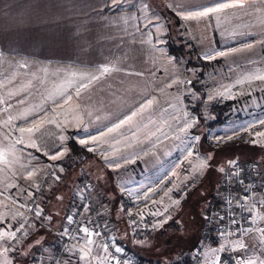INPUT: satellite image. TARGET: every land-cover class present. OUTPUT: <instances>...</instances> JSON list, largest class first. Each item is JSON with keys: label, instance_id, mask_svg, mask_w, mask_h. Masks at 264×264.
<instances>
[{"label": "rangeland", "instance_id": "1", "mask_svg": "<svg viewBox=\"0 0 264 264\" xmlns=\"http://www.w3.org/2000/svg\"><path fill=\"white\" fill-rule=\"evenodd\" d=\"M224 2H231V0H224ZM169 3L171 4V0ZM176 3L187 6L188 11H197L204 7L215 6L213 0H176L170 10L178 16V34L185 40H191L202 57L207 51H228L230 53L228 56L210 60L214 62V66L205 73L202 79L205 89L203 111L206 116L208 117L206 110L208 101L232 99L233 104L227 111L228 118L224 123L213 128H202L199 133H193L190 129L187 132L180 131L186 120L195 118L194 114L186 108L183 99L188 97L190 102L194 103L199 98L190 83L187 82L194 79L198 67L187 68L185 58L167 52L165 34L168 31L169 19L165 15L166 32L163 36L165 51H158L156 68L151 72V77H147V82L157 86V117L155 118L152 114L153 104L150 109L152 113H149L150 110L144 112L135 118L132 125L125 126L120 130V133L111 134L129 137L132 143L141 139V136H145L146 141L150 138V142L155 141L156 143L157 175H154L155 177L152 175L150 179H147V184L151 186L150 190L138 192V195L142 194L138 199L142 204L138 208L139 213H142L138 215V229L140 234L145 237L146 232L159 229L153 225L158 222L164 223L167 220L162 228L155 231L157 237L152 239L147 247L149 258L154 261L165 262L172 257L173 259L177 258L176 255L183 249L188 248L190 252H193L203 247V249L209 248V250L203 254L197 264L203 262L204 264H213V261L217 259L220 264H241L242 260H247L249 257L255 259L259 264L261 260H264V245H261L259 241H257L256 250L252 251L238 248L235 241L239 239L221 242L222 239L217 238L220 242L213 244L209 241L202 242L198 237L200 230L204 227L207 201L212 194H218L222 178L220 169L225 168L229 161L235 159H253L259 161L264 168V137L255 136L257 131L264 132V125L258 123L259 120L264 119V81L248 79L251 75L264 74V23H261V20L264 19V12H256L252 7L228 9L210 17L208 22L203 20L199 22L184 21L178 14L180 9L176 7ZM255 7L264 6L257 4ZM166 8L168 7H164V11ZM246 12L249 14L246 15ZM215 16H219V19L217 20ZM247 44H251L253 47L245 48ZM158 49L160 48L158 47ZM232 49H241V51L233 52ZM170 57L175 59L170 60ZM173 79L184 81V83L167 87ZM238 81L241 82L238 83ZM219 92L224 94L218 95ZM153 93L154 89L151 88L150 94H145L144 99L153 98ZM209 94L214 98L209 99ZM131 96L133 99L126 100L124 109L119 110L121 115H129L131 111L136 110L134 104L132 106L129 104L134 102L133 100L138 95L132 94ZM130 101L132 102L128 104ZM185 113H187L186 116ZM115 122L103 127V131H106L107 127H111ZM250 125L252 127H249ZM65 127L69 126L61 128L55 141L36 142L39 145V150L28 147L30 142L24 144L0 142V152L7 151L9 162L12 164L11 167L4 166V162L0 160V193H2L0 195V217L10 215L13 219L15 216L9 229L14 231L16 225L24 217V215H17L22 212L18 207L28 205L33 198H37L40 208L43 210L40 218L48 222L47 214L55 212L54 209H57L52 217L57 215L54 221L64 218V227L68 223L66 217L72 215L77 207L87 201L91 206L88 208L89 211L84 213V222L89 223L91 220L95 223L93 220L95 218L97 222L103 223L105 233L113 236L115 235L111 228L113 223L108 218V213H110L106 197L108 190L103 187L105 185L103 179L112 184L114 178L117 184H122L121 178L124 179V174L130 175L129 170L126 171L127 168L124 167H116V163H119L121 159L115 153L114 156L107 154L106 151L109 147L107 143H102L99 146L96 143H90L87 145L88 148L94 149L97 156L83 158L82 163L81 161L77 162L78 157L70 153L67 144L72 136L68 129L72 127L68 129ZM74 128L78 130V134L83 130L81 126ZM61 135L65 137L63 145L68 151L62 159L53 161L49 157L55 151L53 144L60 145L59 137ZM171 137L180 139L182 142L178 141L179 144L175 146ZM197 137L198 139H195ZM186 138L188 140L187 152L183 144ZM253 139L260 142L250 143ZM197 142L199 143L198 147ZM13 145L16 150L15 157L9 152H13ZM87 146L84 147L87 148ZM21 149L23 151H20ZM45 152L48 153L47 156L44 155ZM189 152L193 153L191 157H188ZM101 153L113 157V159L106 161ZM130 154H133L132 151ZM180 155H183L181 163L179 162ZM32 157H36V159ZM186 157L188 158L186 159ZM128 161H131L128 163H133L131 167L134 170L139 171L140 167L134 162V158ZM205 161L206 166L200 169V164ZM172 163L171 171L170 173L167 171L169 174L165 177L162 170H166ZM107 168L113 172V178L110 173L106 172L105 175L104 170ZM33 169L37 173L35 177L31 180L26 179L28 171ZM197 169L200 170L197 171ZM130 171L137 175V172L132 169ZM56 176H59L60 179L56 180ZM33 184L39 187H32ZM86 185L90 187L85 188ZM28 193L34 195L29 199ZM145 195H147L146 200L143 198ZM84 197H87V200ZM182 198L180 206L178 204ZM174 201H178V203H173ZM135 202L138 203L136 199ZM177 208L179 209L177 210ZM166 209L167 211H165ZM157 212L162 215H154ZM30 223L36 227L35 234L42 231L43 226L36 222ZM60 227L62 228V226ZM44 230L48 231L45 228ZM28 233L29 230L26 235H17V239L10 243L0 241V246H11L17 250L18 244L21 240L23 243ZM97 239L101 244L104 243L101 237H97ZM113 240L116 243V237L113 236ZM66 255L60 264H82L84 261L81 259L83 254L74 256V258L70 253ZM7 258V254L6 257L0 255V263L4 264ZM14 258H17L16 254H14ZM86 261L93 264L95 259L89 257ZM145 262L143 263L145 264Z\"/></svg>", "mask_w": 264, "mask_h": 264}, {"label": "crops", "instance_id": "2", "mask_svg": "<svg viewBox=\"0 0 264 264\" xmlns=\"http://www.w3.org/2000/svg\"><path fill=\"white\" fill-rule=\"evenodd\" d=\"M145 3L148 4V9H144ZM173 3L172 0L171 4L169 0H122L119 6H108L107 0H0V142H16L21 138L16 129L30 127L37 120L46 122L49 119H54L63 126L68 125L69 127H65L67 129L72 127L68 130H73L72 137L78 142L85 138L83 130L78 134V130L74 128L78 127L81 116L88 126V133L98 135L95 134L98 133L97 129L103 131V127L124 116L119 110L124 109L126 100L133 99L132 94H137L138 97L128 104L132 102L129 106L134 104L136 109L146 100L144 95L150 94L151 88L154 89L153 99L157 101V86L147 82V77L150 78L151 72L156 68V49L159 47L161 52L165 51L164 43H156V28L150 26L152 44L142 45L139 40L146 37H142L135 29L143 28L147 23L144 17L149 16L160 26L159 38L163 40L166 32L164 7L172 10ZM105 66L118 70L101 75ZM139 73L143 75H138ZM93 76L100 78L93 81L88 90L81 89L82 95L79 98L75 97V90L80 84H87ZM30 84L33 87H29ZM61 92L73 95V100L64 104ZM77 104L81 106L77 107ZM53 108L55 111H52ZM156 108L157 104L154 103L153 113L149 111L155 118ZM88 112H91V116L87 115ZM9 116L13 119L11 124L6 125ZM97 116L101 119L97 120ZM65 121L68 123L64 124ZM60 131L61 128H56L54 124H46L32 139L36 142L55 141ZM23 139L31 142L28 133L23 134ZM107 139V154L114 156L115 153L121 159V167L127 168L126 171L129 170L130 174H124L122 184H117L113 172L108 168L104 170L105 175L106 172L110 173L113 178L112 184L103 179V187L108 190L107 193L104 192L116 243L114 240L108 243L109 250L105 253L98 247L101 243L96 236L91 237L94 243L89 245L88 238L81 234L78 236L79 244L68 254L74 258L83 254L80 248H86L92 250L93 256H100L93 264H117V261L118 264H138L139 257L145 258V264H167L174 260L173 257L165 262L154 261L147 253L149 242L157 237L155 231L162 228L167 220L159 229L146 232L145 237L140 234L137 222V213L140 211L138 208L142 206L138 201L142 194L138 195V192L150 190L147 179L157 175L156 143L150 142V138L146 141L145 136L134 143L129 137L116 135H110ZM172 140L175 146L181 141L174 138ZM187 142V138L184 139L186 152ZM131 151L133 154H130ZM92 152L97 156L95 151ZM182 156H179L180 163L183 161ZM133 158L140 167L139 171L131 167L133 163H128ZM259 164L264 174V168L260 162ZM9 166L12 164L9 163ZM172 166L173 163L162 170L165 177ZM130 169L137 172V175ZM182 200L183 198L178 205L181 206ZM55 212L47 214L48 222L61 228L64 218L54 221L57 215L52 217V214ZM133 220L136 221L135 224L132 223ZM12 221L10 215L4 216L0 220V229L9 230ZM81 221L87 224L84 217ZM27 230L29 233L23 243L21 240L16 251L7 253L8 258L4 264L50 263L53 253L58 249L57 238L43 227L40 233L35 234L36 227L31 223L26 225V234ZM198 238L201 239L200 233ZM117 247L122 251L115 252ZM208 250L206 248L204 254ZM183 251H188L192 256L196 252H190L188 248ZM14 254L17 258H14ZM178 255L179 253L177 258ZM105 256L107 259H104ZM113 256H116V260L112 259ZM82 264L89 263L84 260Z\"/></svg>", "mask_w": 264, "mask_h": 264}, {"label": "snow or ice", "instance_id": "3", "mask_svg": "<svg viewBox=\"0 0 264 264\" xmlns=\"http://www.w3.org/2000/svg\"><path fill=\"white\" fill-rule=\"evenodd\" d=\"M176 2V0H174V3ZM122 3V0H107V5L111 6V5H116L119 6ZM213 3L215 4V6L212 7H204L202 8V10H197V11H188L187 10V6L176 3V7L180 9L179 11V15L181 17L182 20L184 21H205L208 22L209 18L214 16L217 13H221L224 12L225 10L228 9H245L247 7H252L254 11L256 12H264V7H260L257 8L255 7L257 4L264 6V0H231V2H224V0H213ZM144 9H148L149 6L147 3H145L143 5ZM246 15H248L249 13H245ZM154 15V14H153ZM147 20V23L144 24L143 28L137 27L135 30L136 32H139L141 34L142 37H146L145 39H141L139 40L140 44H152V40H153V35L152 32L150 30V26H152L153 28H156V43L160 44V43H164L163 40H161L159 37L161 35V30H160V26L158 25V23L156 21H154L151 17L149 16H145L144 17ZM215 18L218 20L219 16H215ZM133 19H135L133 17ZM261 23H264V19L261 20ZM147 30V31H146ZM153 47H155L153 45ZM253 45L251 44H247L245 45V48H252ZM157 51H162V49H156ZM233 52L236 51H241V49H232ZM230 53L228 51H207L204 53L203 55V59L205 60H215L217 59V57H224V56H228ZM170 60L175 59V58H169ZM26 66V65H25ZM113 70H118V69H114L112 67H108L105 66L102 68L101 70V75L104 74H110ZM138 75H143L142 73H139ZM100 77L97 76H93L89 82L87 84H80L79 88H77L75 90V97L79 98L82 95L81 89L83 90H88L89 86L93 83V81L99 80ZM249 80H260V81H264V74H259V75H251L249 78ZM188 83H191V81H187ZM241 81H238V83H240ZM184 83V81H180L177 79H173L171 81L170 84L167 85V87H172V85L174 84H182ZM29 87H33V85H29ZM218 95H223L224 93L219 92L217 93ZM60 96L63 97V103L67 104L69 101L73 100V95H67L64 92L60 93ZM214 97L209 94V99H213ZM89 99H91V97H89ZM154 103H158L157 101H155L153 98H148L147 100H145L142 104L139 105V107L136 110L131 111V113L129 115H125L122 119H120L118 122H115L111 125V127H107L106 131H100L99 129H97L98 131V135H91L88 133V126L87 124H84L83 122V117L81 116L79 118V124L77 125L78 127L80 125H83V131L85 132V138L80 139L78 141L79 144L87 146L90 143H96L97 146H99L102 143H108V139L107 137H109L111 134L114 133H120V130L122 128H124L125 126H130L134 123L135 118L138 116H141L144 112L150 110L153 106ZM58 107L61 105H57ZM80 104H77V107H80ZM6 111V109H5ZM52 111H55V108L52 109ZM87 115L91 116V112H88ZM185 116L187 115V113L184 114ZM12 117L9 116L8 120L5 122L6 125L11 124L12 121ZM26 120V118H24ZM97 120H100L101 118L99 116L96 117ZM68 121H65L64 124H67ZM258 123L260 125H264V119H261L258 121ZM46 124H54L56 126V128H62L63 125H61L60 123H57L56 120L54 119H49L46 122L41 121V120H37L36 122L32 123L30 127L24 128V127H19L18 129H16V131H18L21 134V138L19 140L16 141V143L19 144H24L25 141L23 139V134L24 133H28L29 134V140L31 141L27 146L37 149L39 150V145L36 143V141L34 139H32V136L35 133H40L41 130L43 128H45ZM195 126V118H192L191 120H186L184 126L180 129V131L182 132H187L189 129L193 128ZM249 127H252L251 125ZM153 135H155V133H153ZM255 136L256 137H264V132L261 131H257L255 132ZM179 138V137H177ZM7 139V137H6ZM195 139H198L195 138ZM229 139H231V137H229ZM60 140V145H55L53 144V147L55 148L54 154H52L49 159L55 161V160H59L62 159L66 154H67V148L66 146L63 145V141L65 140V137L63 135H61L59 137ZM260 141L258 140H251L250 143L256 144L259 143ZM94 149L92 148H88V151H93ZM20 151H23L22 149ZM16 154V150H15V145H13V152L12 155L15 157ZM44 155H48L47 152L44 153ZM102 157L104 160L108 161V160H112L113 157H110L108 155H105L104 153H101ZM193 155V153L189 152L188 153V157H191ZM29 156H31V154H29ZM186 157V159L188 158ZM33 159H36V157H32ZM0 160H2L6 165H9V158L8 155L5 152H0ZM127 161H125L126 163ZM236 164L237 162L235 160L233 161H229L228 165V171L225 174V179L226 180H231L233 177H238L239 176V171L238 170H234L236 169ZM122 165L120 163H116V167H121ZM206 166V161L200 164V169H202L203 167ZM200 169H197V171H199ZM61 171H63V169H60ZM221 172H225L224 168L220 169ZM37 173L35 172V169H33L32 171H28L27 173V177L26 179H33L35 177ZM173 175H176L175 173H173ZM56 180H59L60 177L56 176L55 177ZM237 183L243 185V181L238 180ZM11 186H15V185H11ZM32 187L38 188V185L33 184ZM90 186L86 185L85 188H88ZM242 191L244 193H246L243 196H232V198H228L225 197V203L227 205H229V207H231L233 200H235V204H236V208H238L240 210V217L239 219L236 218V209H232V218H230L227 221V225L229 226H236L233 230L232 233L233 235H235L236 233L240 234V239L238 241H235V243L237 244L238 248H240L241 250L243 249H249L252 251L256 250L257 247V241L260 242L261 245H264V227H244L241 228L239 225H241L242 223H248L249 221H251L252 223H255V221L257 220H261L264 221V214H261L260 216H252V213L254 211H256V203L262 204L264 205V187H262L260 190L258 191H254L252 190V185L249 183L247 185H243L242 187ZM21 192L23 193V190H21ZM0 195H2V193H0ZM34 194L33 193H28V198L30 199ZM131 195V193H130ZM231 195V194H230ZM145 200L147 199V195H145L143 197ZM58 199H62V198H58ZM252 201H255V203H253ZM162 202V201H161ZM153 203H156V201H153ZM173 203H178V201H174ZM22 207H27V205H22ZM42 209L39 207V205H36V209L34 211V215L35 216H40L42 214ZM85 212H88L89 209L87 207L84 208ZM167 211V209L165 210ZM80 213L78 212L77 215H79ZM131 215V213H129ZM142 213H137V215H141ZM17 215L19 216H23L24 213L19 212L17 213ZM154 215H162V213H154ZM0 219H3V217H0ZM13 219H15V216H13ZM50 219V217H49ZM86 219V217H85ZM220 220H223V217H219ZM66 220L68 221L69 225H72L73 223L76 224V227L72 229V232H68L66 231L65 234L66 235H70L72 236L73 239H76L78 236H80L81 234L84 237H87V243L93 244L94 241L91 239L92 236H97V237H104V234L99 230L100 226L96 225L94 222H89L87 224L83 223V221H74L73 216L69 215L66 217ZM133 224L136 223L135 220L132 221ZM162 226L161 222H158L156 225H153V227H159ZM11 227V225H9V228ZM25 227L24 223H20L19 227L16 228L15 231H10V230H4V229H0V241H12L17 239V232H20L21 230H23ZM228 233V228L226 226V228L219 233V235L224 236ZM259 235H256V234ZM19 242V241H17ZM100 249H102L105 253L108 252L109 250V244L107 242L101 244L98 246ZM76 245H72V247L69 249V251L75 250ZM15 249L11 246L8 247H2L0 246V255H5L10 251H14ZM122 249L117 247L115 248V252L119 253L121 252ZM213 252L215 251L214 249L212 250ZM80 252L83 253L81 259L83 260H88L89 257H92L93 259H100V256L97 254L95 256H93L92 250L91 249H87L86 248H80ZM104 259H107V256L104 257ZM113 260H116V257L113 256L112 257ZM118 264V261H117ZM213 264H220V261L214 260ZM241 264H257V261L255 259L252 258H248L247 260H242ZM259 264H264V260H261L259 262Z\"/></svg>", "mask_w": 264, "mask_h": 264}, {"label": "built area", "instance_id": "4", "mask_svg": "<svg viewBox=\"0 0 264 264\" xmlns=\"http://www.w3.org/2000/svg\"><path fill=\"white\" fill-rule=\"evenodd\" d=\"M237 162L236 169L239 171L238 177H233L231 180L225 179V174L228 171L229 165L225 168V172H222V178H221V184H220V190L218 192V201L219 205L218 207L210 206L205 214H204V226L206 230L213 235L217 236L218 238H221V242L230 241V240H238L240 239V234L236 233L235 235L231 234L232 230L236 226H229L227 225V221L232 218V209H236V218L239 219L241 213L238 208H236L235 200H233V203L231 207L225 203V197L232 198V196H243L246 193L242 191L243 185L251 184L252 190L258 191L262 187H264V174L262 173V168L259 164V161L253 160V159H235ZM243 181V185L237 183V181ZM231 194V195H230ZM85 200H87V197H84ZM255 203V201H252ZM39 205V200L37 198H33L27 207H18L22 210L24 213V217L20 223H24L25 227L20 232H17V235H25L26 234V225L30 222H36L43 226L45 229H47L49 232H51L53 235L57 237L58 240V249L55 252L54 256L52 257L51 264H60L63 257L68 253L69 249L72 247V245H78V237L76 239H73L72 236L66 235L65 232H72V229L76 227V224L73 223L72 225H69L67 223L62 228H56L53 225H51L49 222L43 220L40 218V216H35L33 213L36 209V205ZM91 205L89 202L84 201L82 206H79L75 209L74 213L71 215L74 218V221H81L84 217V208H89ZM80 213L77 215V213ZM261 214H264V205L256 203V211L252 213V216H260ZM219 217H223V220H220ZM95 221L96 225H99V230L104 234V237H101L102 240L107 243H111L113 240V236L107 235L105 233L104 225L102 222H97L96 219H93ZM19 223V224H20ZM19 224L16 225L14 228V231L17 227H19ZM228 228V233L224 236L219 235L225 228ZM241 228L244 227H264V221L257 220L255 223H252L249 221L248 223H242L239 225ZM256 235H259L258 233ZM218 242H220L218 240ZM206 251V248L203 249L200 248L197 250L193 256L191 264H197L204 252Z\"/></svg>", "mask_w": 264, "mask_h": 264}, {"label": "trees", "instance_id": "5", "mask_svg": "<svg viewBox=\"0 0 264 264\" xmlns=\"http://www.w3.org/2000/svg\"><path fill=\"white\" fill-rule=\"evenodd\" d=\"M164 15H166L169 19L168 21V31L165 34L166 37V47L168 53L175 56H180L186 59V67H198V70L195 73L194 79L191 81L190 85L198 94L199 98L196 102L191 103L188 97H184V103L187 109H189L195 116V126L190 130L193 133H199L200 129L204 128H213L216 125H220L224 123L228 118L227 111L229 107L232 106L233 100H221V99H214L212 101H208L206 104V110L208 113V117L203 111L204 103H205V89L203 84V78L205 73L212 68L214 65L213 61L205 60L199 54L198 48L191 40H185L181 37L178 32V16L171 11L170 9L166 8L164 11ZM69 134L73 133V130L68 131ZM205 141V140H204ZM207 142V141H206ZM68 148L71 154L78 157V161L80 162L83 158H89L95 156L92 151H88L86 147L79 144L72 136L68 140ZM83 161H81L82 163ZM221 184V183H220ZM220 187L218 189V192ZM219 201L218 196L216 193L212 194L207 201L206 210L210 206L218 207ZM205 210V212H206ZM200 237L202 242H211L213 244L217 243V236L213 235L212 233L208 232L205 226L200 231ZM145 258L139 257L138 264H144ZM149 261V260H148ZM192 255L188 251H181L178 255V258L172 260L167 264H191ZM153 264H161L160 262H154ZM165 264V263H163Z\"/></svg>", "mask_w": 264, "mask_h": 264}]
</instances>
